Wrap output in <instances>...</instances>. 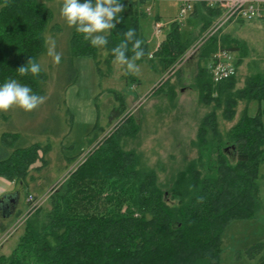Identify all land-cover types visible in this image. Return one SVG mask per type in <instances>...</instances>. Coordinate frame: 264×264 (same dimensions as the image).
Wrapping results in <instances>:
<instances>
[{
  "label": "trees",
  "instance_id": "16d2710c",
  "mask_svg": "<svg viewBox=\"0 0 264 264\" xmlns=\"http://www.w3.org/2000/svg\"><path fill=\"white\" fill-rule=\"evenodd\" d=\"M54 1L0 0V85L15 79L33 93L45 95L43 70L38 76H21L17 70L31 57L38 62L50 24L65 37L62 64L72 79L61 87L58 97L64 102L65 89L75 80V57L91 58L98 65V52L103 50L109 65L114 60L112 48L129 28L143 40L139 21L145 0H121V22L103 47L91 46L75 27H69L60 16L62 0L53 10L47 5ZM218 16L217 10L195 5L191 17L199 33L194 30L183 39L182 24L172 22L148 61L165 73ZM219 35L201 46L195 63L199 101L212 105L191 141L195 157L161 183L153 169L140 167L135 152L123 149L122 139L139 129L133 117H123L51 195L49 208L38 209L26 220L12 251L0 254V264H219L225 228L234 221L251 220L261 211L257 180L264 164V72L248 78L241 89H235L237 70L229 79L213 82L208 71L212 55L219 48L240 53L227 35ZM142 47L145 56L138 62L149 55L146 42ZM239 64L237 58V69ZM253 102L256 110L250 114ZM124 112L121 99L109 118L119 119ZM219 118L235 123L222 133ZM47 148L39 143L23 145L18 133L3 132L0 179L24 184ZM200 197L202 203L197 202ZM6 219L0 212V234L8 229ZM246 255L255 264H264V243L253 245Z\"/></svg>",
  "mask_w": 264,
  "mask_h": 264
},
{
  "label": "rangeland",
  "instance_id": "374dc122",
  "mask_svg": "<svg viewBox=\"0 0 264 264\" xmlns=\"http://www.w3.org/2000/svg\"><path fill=\"white\" fill-rule=\"evenodd\" d=\"M60 1L47 5L53 10ZM204 1L195 0V5L208 8ZM179 6L176 0H145L140 6L144 16L139 27L149 55L146 61L136 62L137 73H129L126 66L114 60L108 65L103 50L98 52V65L91 58L75 57L72 61L75 80L66 87L64 102L58 96L62 94L61 87L72 79L71 72L62 64V59L60 64H55L47 50L48 42L54 41L56 51L65 58V37L49 24L44 32V52L38 59L47 75L45 103L30 112L15 106L0 111V138L3 132L18 133L23 145L39 143L42 148L48 147L46 154L40 153L43 159L37 161V169L31 171L24 184L0 180V212L8 218L4 220L8 229L0 234V254L8 255L12 251L26 220L38 209L49 208L51 195L87 154L111 135L125 116L133 117L139 129L133 137L122 139L123 149L135 152L140 167L153 169L161 183H166L195 157L191 141L196 137L200 122L212 109V105L205 106L199 101L195 63L199 49L212 36L227 35L232 45L240 48V53L232 51L235 60L240 59L234 78L235 89L243 88L248 78L264 72V22L229 21L215 30L219 16L170 69L161 72L157 63L148 60H152L151 55L178 17ZM191 14L181 22L183 39L196 28ZM157 24L163 27L159 35L154 31ZM121 99L125 104L123 116L110 119L111 110L119 106ZM255 110L253 102L249 105L250 114ZM262 122L264 129V116ZM234 123L219 118L222 133ZM95 126L93 135L97 138L93 140ZM257 183L261 211L251 220L234 221L225 228L219 264L256 263L247 257L246 251L255 244L264 243V164L260 167ZM29 197L36 202L33 211Z\"/></svg>",
  "mask_w": 264,
  "mask_h": 264
},
{
  "label": "clouds",
  "instance_id": "9594fccd",
  "mask_svg": "<svg viewBox=\"0 0 264 264\" xmlns=\"http://www.w3.org/2000/svg\"><path fill=\"white\" fill-rule=\"evenodd\" d=\"M59 11L67 25L75 27L86 41H90L91 46L103 47L108 44L107 35L121 22L119 14L124 11V5L121 0H62ZM123 36L124 39L111 50L114 62L126 66L129 73H137L139 67L136 61L145 56L142 47L144 42L136 38L135 30L131 28ZM48 45V56L52 57L55 64H60L63 54L56 51L54 41H49ZM129 51L132 53L131 57L128 56ZM41 71L40 63L32 57L17 70L21 76L29 73L38 76ZM45 100L43 95L33 93L30 86L15 79H8L0 85V111H7L15 106L30 112L45 103ZM197 202L202 203L203 198H198Z\"/></svg>",
  "mask_w": 264,
  "mask_h": 264
},
{
  "label": "built area",
  "instance_id": "2783aa9c",
  "mask_svg": "<svg viewBox=\"0 0 264 264\" xmlns=\"http://www.w3.org/2000/svg\"><path fill=\"white\" fill-rule=\"evenodd\" d=\"M176 1L180 6L179 15L174 21L181 23L193 12L195 0ZM204 2L208 8L217 10L220 13V20L215 30L229 21L264 22V0H205ZM162 29L163 27L161 28V25L157 24L154 29L155 34H161ZM236 70L234 53L220 48L212 55V59L208 65V71L215 83L234 76ZM28 202L32 207L30 210L33 211L35 209V206H33L36 203L35 200L29 197Z\"/></svg>",
  "mask_w": 264,
  "mask_h": 264
},
{
  "label": "crops",
  "instance_id": "0c3cea01",
  "mask_svg": "<svg viewBox=\"0 0 264 264\" xmlns=\"http://www.w3.org/2000/svg\"><path fill=\"white\" fill-rule=\"evenodd\" d=\"M0 180H2V179H0ZM6 198V197H5Z\"/></svg>",
  "mask_w": 264,
  "mask_h": 264
}]
</instances>
